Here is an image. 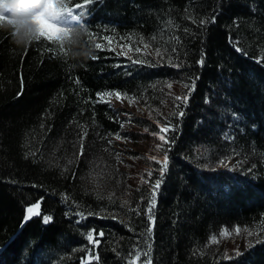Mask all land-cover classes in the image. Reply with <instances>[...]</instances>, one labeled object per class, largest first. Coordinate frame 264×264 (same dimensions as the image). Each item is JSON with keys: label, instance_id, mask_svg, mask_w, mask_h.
Wrapping results in <instances>:
<instances>
[{"label": "trees", "instance_id": "obj_1", "mask_svg": "<svg viewBox=\"0 0 264 264\" xmlns=\"http://www.w3.org/2000/svg\"><path fill=\"white\" fill-rule=\"evenodd\" d=\"M57 3L62 10H91L93 18L76 33H40L28 47L16 45L10 29H0V264H86L89 252L99 259L87 264H129L137 249L148 252V244L152 264H264V242L256 235L235 241L240 255L232 251L230 258L212 243L221 237V223L235 221L255 233L264 221V0ZM81 31H87L91 55H80ZM89 33L97 39L90 41ZM105 36L113 38L111 45ZM127 44L142 51L118 54ZM110 46L115 50L107 52ZM127 59L143 62L135 66ZM125 91L140 100L145 114L134 116L115 97L116 107L98 102V94ZM185 95L186 105L175 99ZM158 120L176 128L166 134L174 143L162 150L153 135ZM136 141H154L147 154H167L170 162L160 196L156 192L151 236L144 211L159 166L141 160L134 175L133 160L116 156L141 158ZM240 158L247 175L235 176ZM92 174L100 175L94 194ZM32 199L41 215L25 221ZM75 202L81 217L68 209ZM44 215L52 221L43 223ZM93 230L98 245L87 239Z\"/></svg>", "mask_w": 264, "mask_h": 264}, {"label": "snow or ice", "instance_id": "obj_2", "mask_svg": "<svg viewBox=\"0 0 264 264\" xmlns=\"http://www.w3.org/2000/svg\"><path fill=\"white\" fill-rule=\"evenodd\" d=\"M73 11L75 12V18H76V22L79 23L81 20H82V17L84 15V12L81 10L79 12H76L74 9ZM191 18V17H189ZM208 21L206 20H201L200 21V24L201 25H204L206 24ZM211 22H215V17H212L211 18ZM167 25L169 27H172L174 26L173 25V21L171 20H168L167 22ZM193 23H196L195 19H193ZM185 32L188 31L187 28L184 29ZM97 38L94 34L92 33H89V40L90 41H95ZM101 39H103L104 41H106L109 45H111L113 43V38L112 37H109V36H105V37H102ZM121 39H124L123 37H121ZM129 39H131V37H129ZM139 43H141L143 45V49H148L149 48V43H146L144 41V38L143 37H139ZM171 40H175L177 42H179V37L178 36H171L170 37ZM151 40L155 41L156 40V37L153 36L151 37ZM95 47L97 49H103L105 46L104 44L102 43H95ZM122 49L123 48H126L127 51H122L121 53H118V54H122V55H128V52H131V51H135L137 53H140L142 51L141 48L137 47L135 49H133L132 45L131 44H127V45H121ZM59 50L61 52H63V49L62 47L59 46ZM110 50H115V49H110ZM173 52L176 51V49H172ZM237 51H240V49H237ZM155 54L157 56H163V52L161 51L160 48H156L155 49ZM131 59V57H129ZM261 59H264V57H261ZM136 63H142L143 61L141 60H136L134 61ZM203 55L201 57V59L198 61L199 64H203ZM169 88H171V84L168 85ZM187 87V85H186ZM193 88H194V84H193ZM98 97H99V100L98 102H105V103H110L111 102V98L112 97H115L116 99L118 100H121V101H124V100H127L130 104L132 103H135L136 100L135 98H132V97H128L126 94H122L120 92H106V93H102V94H98ZM176 100H181L183 101V103L186 105L187 103V100H188V96L185 95L183 97H180V96H177L175 98ZM177 115L179 116H183L184 113L181 111L179 113H177ZM156 123L159 125V133H153V135H157L159 140L162 141L163 143L161 145H158V150H162L163 149V145L164 144H169L170 142L171 143H174V138L172 139V141H169L166 137V134L168 132H175L176 128L174 125H171L170 123L166 124V125H161L160 124V121H156ZM87 133L85 132L84 133V136H86ZM117 139H120L121 137L119 135H117L116 137ZM80 154L82 155L83 154V145L81 144V147H80ZM150 159L152 160H156L155 157H151ZM157 163H160L162 165V167L160 168L159 170V173H160V179H157L153 186H152V198L150 200V203H149V206L147 208V215H148V219L150 221V225H149V228L147 230V235L151 236V233H152V228L154 227V224H155V217H154V214H153V209L155 207V204H156V192L158 191L161 183H162V180H163V176H164V173L167 171V167H168V156L167 154H165L163 160H156ZM69 163H71L69 161ZM224 162L221 161V164H223ZM147 175L149 177H151L152 173L151 172H148ZM40 209V203L37 202L31 206H28L26 208V218H25V221H27L28 219H31L33 216H40L41 213L39 211ZM82 215V214H81ZM52 221V217L49 216V215H44L42 217V222L47 224L49 222ZM262 224H264V221L261 222ZM262 231H264V228L261 229ZM235 233L237 235L240 234L241 232V229L239 226H237L235 228ZM245 232H247L248 236H253V235H256V236H259V232H256V233H253V231L249 230V229H244ZM104 234L102 232L99 233V236H103ZM230 235L228 229H224L221 233H220V236L221 237H228ZM87 239L90 243H93V244H96L98 245L99 244V240H97L95 238V232L93 230V232L89 233L88 236H87ZM258 243L261 242L260 240L257 241ZM212 243H219V240L217 239V237H212ZM251 246V244L249 245ZM148 247V252H141L140 250H136L135 253H134V257L132 260L129 261V264H137V262H139L141 260V256L145 257V259L143 260V264H152V261H151V258L149 256V252L151 251V245L148 244L147 245ZM236 255H240L239 251L237 250L236 252ZM93 259H99L98 255L94 256L91 252L88 253L87 257H86V264L87 262H90L91 260Z\"/></svg>", "mask_w": 264, "mask_h": 264}, {"label": "clouds", "instance_id": "obj_3", "mask_svg": "<svg viewBox=\"0 0 264 264\" xmlns=\"http://www.w3.org/2000/svg\"><path fill=\"white\" fill-rule=\"evenodd\" d=\"M61 11V5L57 3L53 8L50 0H0V29H10L15 44L28 47L40 39L42 29L56 24ZM77 35L84 40L80 55H91L92 47L86 39L87 31ZM85 45H88L87 48Z\"/></svg>", "mask_w": 264, "mask_h": 264}, {"label": "bare ground", "instance_id": "obj_4", "mask_svg": "<svg viewBox=\"0 0 264 264\" xmlns=\"http://www.w3.org/2000/svg\"><path fill=\"white\" fill-rule=\"evenodd\" d=\"M232 41L230 40V43H231ZM96 49V48H95ZM110 49H113V46H110V47H108V51L107 52H109L110 51ZM97 52H98V50H97ZM125 62H130V63H132V64H135V66H140L139 64L137 65V63L136 62H134V61H132V60H130V59H127ZM116 63H118V65H120V67H121V69H122V71L124 72V73H128V75L129 76H132L133 74L129 71L130 70V68L127 66V64H124L123 62H121V61H116ZM120 93H122V92H120ZM130 92L129 91H125L124 92V94H126L127 96H128V94H129ZM135 96V95H134ZM129 97V96H128ZM130 97H132V98H135V100H136V102L135 103H132V104H130L127 100H124V102L125 103H127L126 104V106H127V108L130 110V112H131V114H133L134 116H137V114H145L144 113V105H142V103L140 102V100L139 99H137L136 97H133V96H130ZM111 104H113L112 105V107H116L115 106V104H114V102L111 100ZM120 106L119 105H117V109H119L120 110V108H119ZM184 112V110H180V112ZM232 112H235V111H230V113H232ZM130 113L129 112H125V113H123L122 111H120L119 112V116H123V117H126L127 119L128 118H130V115H129ZM232 115H234V113L232 114ZM183 117V116H182ZM181 116H178V122L181 120V118H182ZM243 126L245 125V123H244V121H241L240 122ZM177 124V123H176ZM177 126V125H176ZM117 139V138H116ZM110 151V150H109ZM108 150H107V152L108 153H110ZM228 153H231V151L230 152H228ZM116 156H118V157H121L122 158V160L124 161L125 160V163H130V158L128 157V156H124V155H121V153L119 152V151H117L116 152ZM156 160H163V158H157ZM156 160H153V165H155V164H157L158 166H159V169L158 170H160V168L162 167V165L160 164V163H157L156 162ZM170 162H169V160H168V167H167V171L164 173V176H163V180H165V178H166V176L169 174V172H170V164H169ZM246 174L247 173V171L245 170V169H243V168H239L238 170H236V171H234L232 174H234L235 176H240V175H243V174ZM247 175V174H246ZM158 177L159 178H157V179H160V174L158 175ZM162 180V181H163ZM154 184V183H153ZM152 184V185H153ZM161 187H162V183H161V185H160V187H159V191H158V195L160 196V194H161ZM151 198H152V192H151V196L148 198V200H147V203H146V205H145V211H144V214H145V217H146V219L148 220V227H149V225H150V221H149V219H148V215H147V208H148V206H149V203H150V200H151ZM68 209H69V211L70 210H73V209H76L75 210V214H77V216H79V217H81L80 215H81V208H80V206L77 204V202H75V205L73 206V207H68ZM68 211V212H69ZM157 196H156V204H155V207H154V209H153V214H154V217H155V220H156V214H157ZM72 213V212H71ZM25 216H26V213H25ZM237 224H238V226L240 227V229H241V232H240V234L239 235H237L236 233H235V227L237 226ZM155 225V224H154ZM261 229L262 228H264V224H262V223H260V226H259ZM219 229H220V232H222L224 229H228V231H229V233H230V235L228 236V237H220V238H217L218 240H219V243H217V245H220V246H222L223 248L222 249H219V248H215V250L216 249H219L220 250V252L225 256V257H232V251H237V250H239L238 249V244L235 242V241H237L239 238H240V240H243V239H245L247 236H248V234H247V232H245L244 231V229H249V230H251L252 231V229L251 228H248V227H241L240 225H239V223H236L235 221L234 222H232V223H230V224H228V223H221V225H220V227H219ZM261 229H259V230H256L255 231V233L256 232H259V236H256V237H258L259 238V240L261 241V242H264L263 240L264 239H262L263 237H264V231H262ZM249 238H251L252 236H248ZM209 241H211V240H209ZM242 242V241H241ZM260 242V243H261ZM223 251V252H222ZM221 254H219V256H220Z\"/></svg>", "mask_w": 264, "mask_h": 264}, {"label": "rangeland", "instance_id": "obj_5", "mask_svg": "<svg viewBox=\"0 0 264 264\" xmlns=\"http://www.w3.org/2000/svg\"><path fill=\"white\" fill-rule=\"evenodd\" d=\"M219 98V97H218ZM116 99V98H115ZM115 99L113 100L114 102H115ZM220 99V98H219ZM116 100H118V99H116ZM126 104L127 103H125V102H122L121 103V105L123 106H126ZM260 105V103H257V106H259ZM255 111H258L259 112V109H257V108H255L254 109ZM252 109H250L249 110V113L251 114L252 113ZM244 123H247V121H244ZM241 134H243V130H242V132H241ZM136 144H139L140 145V141H136L135 142ZM156 144H155V142L154 141H150V142H144V143H141V147H142V149H140L142 152H143V154H142V156H141V158H139V159H131V157H129L131 160H133V163H130V168L132 169V170H134L135 172H134V175L135 174H137L138 172H139V170H138V167L137 166H135V164L137 163V162H139V161H144L145 159H147V160H149V162H151V160H150V158L151 157H155V158H157V154H156V152L155 153H148L147 154V151H148V149L150 148V147H153V146H155ZM244 156H245V154H244ZM243 156V157H244ZM242 158H240L239 160H237V161H235V163H237V164H240V168H242L241 166V164H242ZM131 164H132V166H131ZM149 164H152V162L151 163H149ZM95 174H97V173H95ZM139 178L141 177V174L138 176ZM99 178H100V175H89V177H88V180H89V184L91 183L92 185V189H91V192L94 194L95 193V188L96 189H98V187H100V184H98V181H100L99 180ZM241 183L242 182H240V181H237L236 179H234V184H235V186H236V188H238V187H240L241 186ZM117 187H114V189L113 190H115ZM102 191V190H101ZM100 194V193H99ZM150 194H151V190H150ZM150 197V196H149ZM27 204H30V205H33V199L32 200H30ZM35 204V203H34ZM67 216V215H66ZM68 217V216H67ZM32 243V241H29L28 242V246L30 245ZM137 264H142V262H137Z\"/></svg>", "mask_w": 264, "mask_h": 264}]
</instances>
